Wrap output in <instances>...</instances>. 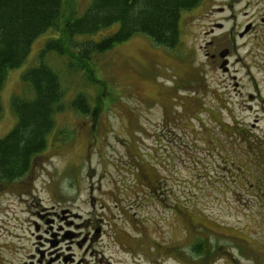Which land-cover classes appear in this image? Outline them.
<instances>
[{"label":"rangeland","instance_id":"1","mask_svg":"<svg viewBox=\"0 0 264 264\" xmlns=\"http://www.w3.org/2000/svg\"><path fill=\"white\" fill-rule=\"evenodd\" d=\"M227 1L239 15L264 8L202 0L182 13L175 48L135 34L75 73L44 57L66 109L27 174L0 183V264H264V36L237 37L236 49L221 37ZM89 2L63 9L80 16ZM58 34L37 37L9 72L0 138L16 123L12 98L31 96L22 73ZM218 48L233 49L230 63L210 58ZM78 95L87 116L68 107Z\"/></svg>","mask_w":264,"mask_h":264},{"label":"trees","instance_id":"2","mask_svg":"<svg viewBox=\"0 0 264 264\" xmlns=\"http://www.w3.org/2000/svg\"><path fill=\"white\" fill-rule=\"evenodd\" d=\"M201 2L90 0L84 12L75 16L66 14L63 0H0V93L9 72L25 62L34 40L48 30L59 33L44 43L38 63L22 73L31 96L11 100L16 123L0 138V183L7 184L27 174L33 159L47 147L55 116L66 109L59 76L43 61L47 54L66 57L67 67L75 73L78 64L85 68L95 63L94 56L110 51L135 34H144L155 45L173 49L178 43L182 13ZM98 34L101 37L93 39ZM68 107L85 116L90 114L84 95H78ZM201 244H196L194 251L205 254Z\"/></svg>","mask_w":264,"mask_h":264},{"label":"flooded vegetation","instance_id":"3","mask_svg":"<svg viewBox=\"0 0 264 264\" xmlns=\"http://www.w3.org/2000/svg\"><path fill=\"white\" fill-rule=\"evenodd\" d=\"M226 8H229V14L225 15V16H220L218 19H225V20H229L231 21L230 26L228 27V29L226 31H222L221 37L225 36L228 41H231L230 45L233 47L235 46V38H244V37H248L250 35H253L254 38L252 39L253 42H256L260 39H262L264 36V8L262 9V12L259 16L256 15V13H254L253 11H247L249 9L250 5H245V8L242 9L241 11V15H239L240 12L236 11L234 12V4L231 3L230 1H227L225 3H223ZM223 4H217V5H223ZM259 4V3H257ZM261 6V5H260ZM213 7V6H212ZM211 7V8H212ZM261 7H264V5H262ZM220 10H218L219 13H222L224 11H226V9L219 7ZM210 11V10H209ZM238 19H243V21H238ZM258 19V21H257ZM222 24L220 23H215L213 27H210L209 30V34L210 36H212L211 38L213 39H220L221 37H215L214 35V31L217 30H222ZM225 39V40H226ZM211 44H213V40L209 41ZM217 46L221 47V44L217 43ZM217 48V47H215ZM236 49V46H235ZM215 53L210 55V58L214 59L215 62H219V66L220 67L222 64L221 62L224 60L227 63L229 62V57L232 56L233 54V49H227V48H221V49H213ZM227 55L225 57H223L224 54ZM230 63V62H229ZM229 67V64H228ZM228 67L226 66V68H224V72H227ZM223 68V66H222ZM86 240V239H84ZM244 242V243H243ZM235 243L240 245V246H244L243 244H245L244 240H235ZM79 245V244H78ZM158 245V244H156ZM238 245H235L236 248H239ZM159 246V245H158ZM205 250V249H204ZM100 263V262H99Z\"/></svg>","mask_w":264,"mask_h":264}]
</instances>
